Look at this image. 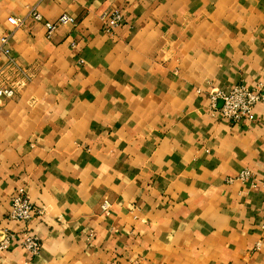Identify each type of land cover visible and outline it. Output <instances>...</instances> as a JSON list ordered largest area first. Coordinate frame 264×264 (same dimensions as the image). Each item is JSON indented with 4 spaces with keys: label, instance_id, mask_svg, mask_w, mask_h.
Listing matches in <instances>:
<instances>
[{
    "label": "crops",
    "instance_id": "crops-1",
    "mask_svg": "<svg viewBox=\"0 0 264 264\" xmlns=\"http://www.w3.org/2000/svg\"><path fill=\"white\" fill-rule=\"evenodd\" d=\"M34 9L76 25L48 39ZM2 38L0 264H264V191L235 181L264 176V104L232 125L208 99L264 91V0H0ZM20 189L38 256L7 218Z\"/></svg>",
    "mask_w": 264,
    "mask_h": 264
},
{
    "label": "built area",
    "instance_id": "built-area-1",
    "mask_svg": "<svg viewBox=\"0 0 264 264\" xmlns=\"http://www.w3.org/2000/svg\"><path fill=\"white\" fill-rule=\"evenodd\" d=\"M32 20L38 23H43L46 30V37L50 39L60 26H75L76 21L66 14L62 15L56 22H44L42 16L37 10H32L30 13ZM102 29L108 36H113L116 29L123 22V14L118 10L105 12L101 16ZM8 22L18 28L23 25V21H18L14 18H9ZM8 38L0 39V50L5 57L6 68L17 73L18 68L11 56L10 49L7 47ZM10 81V80H9ZM15 96V88L11 82H0V100L12 99ZM211 107L214 112L223 120L232 125L248 124L255 120L256 110L260 104H264V92L260 87L248 88L243 85H237L228 91H217L209 98ZM221 103V107L217 109V103ZM235 181L247 182L254 189H262L264 191V176H257L250 170H244L239 174ZM110 204L104 202L102 211L108 214ZM43 210L37 209L30 202L23 189L18 190L11 198L7 218L10 221L19 223L23 230L21 233L20 247L32 256H38L41 251V243L39 238L33 234L28 225L34 217H41ZM264 229V225H263ZM11 235H3L0 241V251H3L10 244Z\"/></svg>",
    "mask_w": 264,
    "mask_h": 264
},
{
    "label": "rangeland",
    "instance_id": "rangeland-1",
    "mask_svg": "<svg viewBox=\"0 0 264 264\" xmlns=\"http://www.w3.org/2000/svg\"><path fill=\"white\" fill-rule=\"evenodd\" d=\"M256 87H259V86H256ZM255 87V88H256ZM217 91H219V90H217ZM217 91H215V90H213L212 92H210L209 93V95H208V99L210 98V96H212L213 94H215V92H217ZM264 92V91H263ZM210 100V99H209Z\"/></svg>",
    "mask_w": 264,
    "mask_h": 264
}]
</instances>
